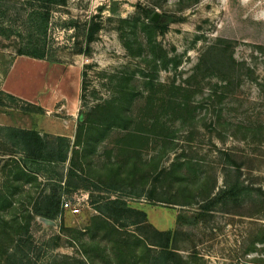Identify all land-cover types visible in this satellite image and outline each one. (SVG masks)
Wrapping results in <instances>:
<instances>
[{"label":"rangeland","instance_id":"374dc122","mask_svg":"<svg viewBox=\"0 0 264 264\" xmlns=\"http://www.w3.org/2000/svg\"><path fill=\"white\" fill-rule=\"evenodd\" d=\"M28 3L0 0V84L7 76L11 88L44 112L6 97L0 107V240L16 238L6 222L25 217L54 175H32L38 181L30 184L19 179L24 155L11 129L38 130L54 144L60 136L74 142L82 111L126 91L135 123L112 129L95 147L93 163L82 148L72 164V147L60 169L65 180L73 172L69 196L80 213L64 210L54 224L38 218L42 226H31L33 260L88 264L76 237L88 241L87 226L98 214L93 203L103 196L145 211L160 231H180L177 249L196 264H264V0H67L53 8L45 37L35 32ZM155 14L164 32L157 30L153 51L144 25ZM43 43L50 60L19 58L21 49ZM185 103L190 108L179 112ZM133 134L144 137L138 146ZM171 170L190 174L187 198ZM238 175L257 189L258 204L204 211ZM105 246L99 251L106 260L111 248L105 254Z\"/></svg>","mask_w":264,"mask_h":264},{"label":"trees","instance_id":"16d2710c","mask_svg":"<svg viewBox=\"0 0 264 264\" xmlns=\"http://www.w3.org/2000/svg\"><path fill=\"white\" fill-rule=\"evenodd\" d=\"M66 1L29 0L31 4L29 16L30 20L32 19V25L36 28L35 32L37 34L44 37L47 35L53 8L63 5ZM0 16H2L1 13ZM136 28L135 25V31ZM146 28H150L148 41L152 50L155 51L157 30H161L163 34L164 26L151 21V25H144L145 30ZM96 31L95 28L88 31L87 39L89 42L95 39ZM140 50H142L141 44ZM19 56L50 60L46 44L44 43L41 46L40 44H36L26 49H21ZM165 60L164 65L167 67V63L170 61L165 62ZM123 92L119 100H108L98 104L87 112H81L78 118L79 127L76 140L73 145L72 141L67 137H57V144H54L53 141L49 140L47 136L42 135L38 130L11 129L13 131L12 137L19 143L24 155L23 163L25 166L24 169H20V178L18 175L17 180L19 178L21 181L30 184L33 180L38 181V178H34L32 175L35 176V174L41 172L52 173V171L54 175L52 174L53 176L48 179L49 183L46 192L35 201L32 210L27 211L28 214L25 217L23 213L21 217L15 216V219L9 221V223L6 222L7 226L8 224H12L14 227L15 233L13 235L16 238L11 239L9 244L3 243V240H0V264H37L32 258L35 245L31 239V226L33 224L42 226L37 222L38 218L50 221L58 220L64 211L63 202L65 196L69 197L67 199H71L69 195L74 191L69 179H73V172L71 171L67 176L68 180H65L64 171L60 169V164L68 161L72 147L75 149L72 154V164L75 161L74 156H78L82 148H84L83 151L90 150L85 153V159L93 163L90 156L96 149L95 147L99 142L106 139V136L112 129H128L131 124L135 123V119L129 114L133 104V96L126 91ZM4 97L13 101L19 100L12 95L0 92V107L5 105ZM26 106L28 107L26 108L27 111L35 113L44 112L42 107L32 103L27 102ZM187 108L190 107L185 103L180 104L177 110L185 112L188 111ZM81 115H84L83 119H81ZM156 126L154 125L153 127ZM130 138L136 145L144 139V137L136 134L130 135ZM77 146L79 147L78 149H76ZM171 171L168 175L179 182V194L187 198L189 187H186V181L190 174L177 175L174 174L173 170ZM114 175L119 178L118 172L114 173ZM75 188L78 189L77 186ZM256 192L257 189L255 187L241 181V177L238 175L230 185H226L223 191H220L215 197L211 198L202 209L208 212L212 208L222 205L223 212L229 213V211L237 210L234 208L243 209L245 205H257L258 203L255 200ZM193 197L191 195L189 198ZM187 201L189 203V200ZM6 202L9 207L13 206V200L7 199ZM166 203H174V201L168 199ZM93 205H96L98 214L90 218L87 226L86 232L90 235L88 241L82 239L83 235L81 233L79 234L82 236L76 237L82 246L88 264H97V259H101L107 264L110 262V258L116 260V264H196L195 257L185 259L177 249L179 237L182 235L180 231H160L156 229L149 224L148 215L145 211L129 206L125 200L120 198L112 199L111 197L101 196L100 200L94 201ZM257 208H259L257 211L261 214L263 207ZM132 226L136 227V232L128 231ZM1 235L2 231L0 229ZM55 240H58V237ZM260 242H263V239ZM103 243L106 244L104 249L105 254L107 245L111 248L110 257L106 254L109 260H105L102 257L103 254L99 251V245ZM86 263L77 260L73 264ZM54 264L71 263L67 260L62 263L54 261Z\"/></svg>","mask_w":264,"mask_h":264},{"label":"crops","instance_id":"0c3cea01","mask_svg":"<svg viewBox=\"0 0 264 264\" xmlns=\"http://www.w3.org/2000/svg\"><path fill=\"white\" fill-rule=\"evenodd\" d=\"M20 57H27V58H29L30 60H36V61H38L39 59H34V58H31V57H28V56H19V58ZM28 59V60H29ZM18 60V59H17ZM16 60V61H17ZM15 61V62H16ZM39 61H41V60H39ZM15 62H14V64L12 65V67H11V70H10V72H9V75L10 74H12V72H13V69H14V66H15ZM0 92H4V93H6V94H9V95H12V96H14V97H16L17 99H19V100H22V101H25V102H28L29 100H31L29 97H27V96H25V95H23L22 93H20V92H18V91H16V90H14L13 88H11L10 86H9V78L6 76V77H4L3 78V81L1 82V84H0ZM28 100V101H27ZM67 137V136H66ZM68 138V137H67ZM69 139H71V141H72V137H69ZM74 144V142L72 141V145ZM79 147L77 146L76 147V149H78Z\"/></svg>","mask_w":264,"mask_h":264},{"label":"built area","instance_id":"2783aa9c","mask_svg":"<svg viewBox=\"0 0 264 264\" xmlns=\"http://www.w3.org/2000/svg\"><path fill=\"white\" fill-rule=\"evenodd\" d=\"M63 209L64 210H69L73 214H78V213H80V210H81L80 207H79V204L74 205L73 204V201L71 199L64 200V202H63Z\"/></svg>","mask_w":264,"mask_h":264},{"label":"water","instance_id":"95a60500","mask_svg":"<svg viewBox=\"0 0 264 264\" xmlns=\"http://www.w3.org/2000/svg\"><path fill=\"white\" fill-rule=\"evenodd\" d=\"M152 20H153V22H158V15L155 14V15L153 16ZM83 118H84V115H81V119H83ZM44 221H46V222L49 223V224H54L53 222L48 221V220H44Z\"/></svg>","mask_w":264,"mask_h":264}]
</instances>
